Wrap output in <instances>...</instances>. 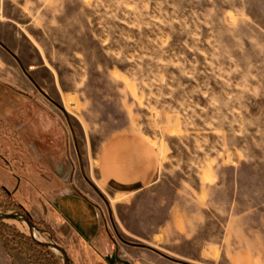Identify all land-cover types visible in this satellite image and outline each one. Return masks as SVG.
Wrapping results in <instances>:
<instances>
[{"label":"rangeland","instance_id":"obj_1","mask_svg":"<svg viewBox=\"0 0 264 264\" xmlns=\"http://www.w3.org/2000/svg\"><path fill=\"white\" fill-rule=\"evenodd\" d=\"M0 7V40L28 74L4 55L22 80L0 87V213L29 214L70 264H108L115 246L130 264H264V0ZM124 134L162 161L154 186L114 201L96 160ZM66 186L99 209L105 248L61 232L48 203ZM32 240L26 224L0 222L12 264H64Z\"/></svg>","mask_w":264,"mask_h":264},{"label":"crops","instance_id":"obj_2","mask_svg":"<svg viewBox=\"0 0 264 264\" xmlns=\"http://www.w3.org/2000/svg\"><path fill=\"white\" fill-rule=\"evenodd\" d=\"M2 9L0 7V13ZM5 20L0 18V23ZM8 55L21 68L22 64L17 55L0 40V87H18L21 83V76L15 71L14 67L6 66L5 56ZM7 97V93L0 89V94ZM5 98V97H2ZM2 102H0V106ZM162 157L158 154L156 146L145 136L139 134H124L109 139L100 149L96 160L97 182L100 186L112 191L114 201H118L123 196L140 192L151 188L156 184L160 170ZM119 197V199L117 198ZM75 199L77 203L73 201ZM117 199V200H116ZM68 200V202L66 201ZM50 213L55 216L61 225V232L65 230L73 231L77 238L86 245L92 247L100 243L102 248L107 245L102 236L101 213L90 198L85 193H78L65 187V191L58 193L48 203ZM76 207L80 210H76ZM49 210V209H48ZM47 214V212H45ZM46 216V215H45ZM48 221V218H45ZM105 234L109 240L115 244L112 237L108 234L105 224ZM116 245V244H115ZM128 248H142L151 250L149 247L134 243H127ZM129 255V253H127ZM107 258V257H106ZM105 258V262H106ZM161 258L174 264H191L183 260L170 258L162 255ZM0 264H12L4 247L0 244Z\"/></svg>","mask_w":264,"mask_h":264},{"label":"water","instance_id":"obj_3","mask_svg":"<svg viewBox=\"0 0 264 264\" xmlns=\"http://www.w3.org/2000/svg\"><path fill=\"white\" fill-rule=\"evenodd\" d=\"M97 193L101 196V198L105 201L104 197L97 191ZM6 221H17L20 223H24L29 228L30 236L32 239H34L38 244L45 246L56 253H58L64 264H70V259L66 253V251L58 245L54 240L49 241V243L41 242L40 240L36 239L35 233L40 231L32 222V218L29 214L25 213H0V222H6ZM106 262L108 264H115V263H121V264H130L126 261H123L119 258L118 252H115L111 257L106 258Z\"/></svg>","mask_w":264,"mask_h":264},{"label":"trees","instance_id":"obj_4","mask_svg":"<svg viewBox=\"0 0 264 264\" xmlns=\"http://www.w3.org/2000/svg\"><path fill=\"white\" fill-rule=\"evenodd\" d=\"M32 242H33L34 244H36L39 248H41L43 251H46V252H49V251H50L49 248H47V247H45V246H42V245L38 244L37 242H35V241H33V240H32Z\"/></svg>","mask_w":264,"mask_h":264},{"label":"flooded vegetation","instance_id":"obj_5","mask_svg":"<svg viewBox=\"0 0 264 264\" xmlns=\"http://www.w3.org/2000/svg\"><path fill=\"white\" fill-rule=\"evenodd\" d=\"M115 250H116V252H118V249H117V246H115ZM118 256H119V254H118ZM119 258H120V256H119ZM123 261H125V260H123ZM127 262V261H126ZM129 263V262H128ZM115 264H121V263H115Z\"/></svg>","mask_w":264,"mask_h":264}]
</instances>
